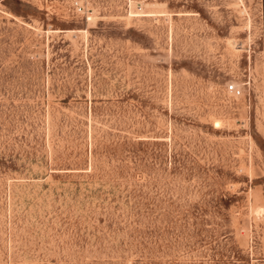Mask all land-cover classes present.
Segmentation results:
<instances>
[{"label":"rangeland","instance_id":"1","mask_svg":"<svg viewBox=\"0 0 264 264\" xmlns=\"http://www.w3.org/2000/svg\"><path fill=\"white\" fill-rule=\"evenodd\" d=\"M71 1L0 0V264H264V0Z\"/></svg>","mask_w":264,"mask_h":264},{"label":"built area","instance_id":"2","mask_svg":"<svg viewBox=\"0 0 264 264\" xmlns=\"http://www.w3.org/2000/svg\"><path fill=\"white\" fill-rule=\"evenodd\" d=\"M93 0H72L70 7L74 13L82 14L87 16L89 14V7ZM227 91L234 96H239L241 91L233 84L227 85Z\"/></svg>","mask_w":264,"mask_h":264}]
</instances>
